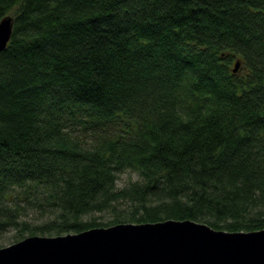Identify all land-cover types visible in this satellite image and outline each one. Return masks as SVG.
<instances>
[{
	"label": "trees",
	"instance_id": "trees-1",
	"mask_svg": "<svg viewBox=\"0 0 264 264\" xmlns=\"http://www.w3.org/2000/svg\"><path fill=\"white\" fill-rule=\"evenodd\" d=\"M6 15L0 236L264 228V0H0Z\"/></svg>",
	"mask_w": 264,
	"mask_h": 264
},
{
	"label": "water",
	"instance_id": "water-1",
	"mask_svg": "<svg viewBox=\"0 0 264 264\" xmlns=\"http://www.w3.org/2000/svg\"><path fill=\"white\" fill-rule=\"evenodd\" d=\"M12 17L0 19V51ZM239 60L232 71H237ZM0 264H264V228L215 229L189 219L118 223L63 235H30L0 247Z\"/></svg>",
	"mask_w": 264,
	"mask_h": 264
},
{
	"label": "rangeland",
	"instance_id": "rangeland-1",
	"mask_svg": "<svg viewBox=\"0 0 264 264\" xmlns=\"http://www.w3.org/2000/svg\"><path fill=\"white\" fill-rule=\"evenodd\" d=\"M84 136L86 138H90L91 137L90 133H87ZM129 179H136V174L134 172L128 171V170L120 173L119 176H118V179L116 181L117 186L124 185ZM30 217L38 218L36 213H31ZM36 235H39V234H36ZM61 235H63V234H61ZM10 236H11L10 232L0 236V247H3V246H6V245H9V244L13 243L12 240H10ZM46 236H53V235H46Z\"/></svg>",
	"mask_w": 264,
	"mask_h": 264
}]
</instances>
